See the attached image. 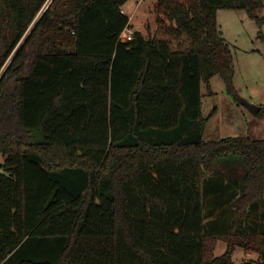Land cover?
<instances>
[{
  "label": "trees",
  "instance_id": "1",
  "mask_svg": "<svg viewBox=\"0 0 264 264\" xmlns=\"http://www.w3.org/2000/svg\"><path fill=\"white\" fill-rule=\"evenodd\" d=\"M128 1L0 0V264H264V140L201 114L233 72L216 12L264 0H158L121 41Z\"/></svg>",
  "mask_w": 264,
  "mask_h": 264
},
{
  "label": "rangeland",
  "instance_id": "2",
  "mask_svg": "<svg viewBox=\"0 0 264 264\" xmlns=\"http://www.w3.org/2000/svg\"><path fill=\"white\" fill-rule=\"evenodd\" d=\"M51 2V1H50ZM50 2L46 3L27 30V36L35 22L45 12ZM158 0H129L121 8L128 18L125 30L140 32L145 38L153 37L158 28ZM257 15L264 17V8ZM216 21L222 37L233 59V72L230 84L220 76H214L209 84L211 94L201 85V114L208 119L203 140L218 141L227 137L247 136L255 140H264V23L259 27L244 10L219 9ZM10 59V58H9ZM242 98L262 109V116L250 114L247 109L235 101ZM0 161L2 158L0 157ZM225 240H216L213 257H219L226 251ZM239 248L232 253L234 264L254 260L255 255Z\"/></svg>",
  "mask_w": 264,
  "mask_h": 264
},
{
  "label": "water",
  "instance_id": "3",
  "mask_svg": "<svg viewBox=\"0 0 264 264\" xmlns=\"http://www.w3.org/2000/svg\"><path fill=\"white\" fill-rule=\"evenodd\" d=\"M235 101H236L238 104L244 106V107L247 109V111H248L250 114H252L253 116H256L257 113H258L259 110H260V107L254 105V104H252V103H249V102H247L246 100H244V99H242V98L235 97Z\"/></svg>",
  "mask_w": 264,
  "mask_h": 264
},
{
  "label": "built area",
  "instance_id": "4",
  "mask_svg": "<svg viewBox=\"0 0 264 264\" xmlns=\"http://www.w3.org/2000/svg\"><path fill=\"white\" fill-rule=\"evenodd\" d=\"M133 37V33L131 31L125 32V30L122 32L120 35V40L121 41H130Z\"/></svg>",
  "mask_w": 264,
  "mask_h": 264
},
{
  "label": "crops",
  "instance_id": "5",
  "mask_svg": "<svg viewBox=\"0 0 264 264\" xmlns=\"http://www.w3.org/2000/svg\"><path fill=\"white\" fill-rule=\"evenodd\" d=\"M249 255V254H248ZM253 255V254H252Z\"/></svg>",
  "mask_w": 264,
  "mask_h": 264
}]
</instances>
